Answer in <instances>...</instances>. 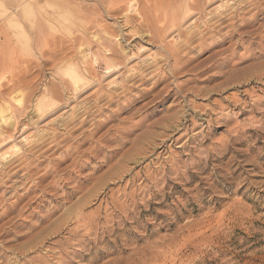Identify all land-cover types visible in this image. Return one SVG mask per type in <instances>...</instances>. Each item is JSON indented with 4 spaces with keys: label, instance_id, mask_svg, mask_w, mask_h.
Returning a JSON list of instances; mask_svg holds the SVG:
<instances>
[{
    "label": "rangeland",
    "instance_id": "374dc122",
    "mask_svg": "<svg viewBox=\"0 0 264 264\" xmlns=\"http://www.w3.org/2000/svg\"><path fill=\"white\" fill-rule=\"evenodd\" d=\"M180 3L0 0V264H264V10Z\"/></svg>",
    "mask_w": 264,
    "mask_h": 264
},
{
    "label": "bare ground",
    "instance_id": "6f19581e",
    "mask_svg": "<svg viewBox=\"0 0 264 264\" xmlns=\"http://www.w3.org/2000/svg\"><path fill=\"white\" fill-rule=\"evenodd\" d=\"M168 1L169 3L172 1V0H166ZM173 1H178V0H173ZM214 0H181V3H180V6L178 8H176L175 10L172 9V6L171 7H168V8H171V17H175L173 21L177 20L179 21L183 16L187 15V14H190L191 13H197L200 18H206L205 21H203L205 23V26L204 27V31L206 30V32H203V27L199 30V31H196L195 34H199L201 33V36L199 37L201 43H200V46L198 48V52H203V51H206V50H209V48L211 46H215V45H218V43L224 39L225 37V33L224 34H219L221 29L223 28L224 24L230 19H236V21L234 22V24H232V29L226 33H228L226 36L228 37H233L235 35H239V42L242 40L243 38V33H241V30L244 29V27L247 26V24L249 23V21L254 18L258 13H261L263 10H264V4L262 3L263 1L262 0H237L236 2L232 3L230 6H227L225 4H222L220 6H217L216 8H214L213 11H210V12H206L205 11V6L207 4H210L212 3ZM216 1V0H215ZM127 4V3H126ZM135 5L136 3H134L133 1H131L130 3H128L127 7L125 8L126 9V12L129 11V12H133L135 11ZM120 7V6H119ZM117 7V8H119ZM167 8V7H166ZM165 8V9H166ZM121 9V7H120ZM210 9V8H209ZM154 10V9H153ZM152 10V11H153ZM163 11V9H162ZM124 13V12H123ZM162 13V12H161ZM170 16V15H169ZM171 20V21H172ZM138 25L144 27V18L143 17H139L138 19ZM196 22V21H195ZM173 23H176V22H173ZM181 23V21H180ZM146 25V24H145ZM148 25V24H147ZM179 25V24H178ZM228 25V24H227ZM138 26V27H139ZM175 26V24H174ZM177 26V24H176ZM196 26V24H195ZM202 26V25H201ZM226 26V25H225ZM224 26V27H225ZM231 26V25H230ZM137 27V26H136ZM180 27V26H179ZM173 28V27H172ZM178 28V27H177ZM197 28V27H196ZM195 28V29H196ZM135 31V30H134ZM161 32V30L159 31ZM149 32H147L148 34ZM179 33V32H178ZM190 35H185L186 39V43L192 39L194 33H191V31L189 32ZM209 34V35H206V34ZM155 34V32H154ZM160 34V33H159ZM184 34V33H183ZM150 35V34H149ZM148 35V36H149ZM182 35V34H180ZM205 35L208 36L207 39H209V43L208 44H203V42H206L207 43V39L205 38ZM218 35V36H217ZM148 38H151V37H148ZM194 38V37H193ZM152 39V38H151ZM153 40V39H152ZM207 40V41H205ZM184 45V43H182ZM181 44V45H182ZM122 47V46H121ZM167 48V47H166ZM211 50V49H210ZM167 53H168V56L170 58H172L175 62L174 64L172 65L171 68H169V72L170 75H173L175 74L176 72H178L179 70H181L183 68V64L187 61L186 59L184 60V57L181 55L182 54V51H177L175 47H172V48H168L167 50ZM120 52V51H119ZM122 52H126V50L124 51V49L122 50ZM122 54V53H121ZM137 54V53H136ZM217 54V53H216ZM214 54V55H216ZM219 54V53H218ZM225 59V58H224ZM190 61V60H188ZM187 61V62H188ZM210 61V59L208 60ZM207 61V62H208ZM224 61V60H223ZM206 61L204 63L201 64V66H198L196 67V69L193 71V72H204L207 67H206ZM211 62V61H210ZM217 62V61H216ZM188 64V63H187ZM213 62H211V65L212 66ZM208 65V66H209ZM204 66V67H203ZM203 67V68H202ZM210 68V67H209ZM109 70V69H108ZM108 72V71H107ZM163 72V71H162ZM167 72V71H166ZM164 73V72H163ZM169 75V74H168ZM132 76V75H131ZM79 78V77H78ZM94 78V77H93ZM158 78V77H157ZM163 78L162 77H159L158 81H160L161 79ZM75 84V83H74ZM83 83L80 85H78L79 87L82 86ZM78 87V88H79ZM76 87L75 90L78 89ZM81 88V87H80ZM83 88V87H82ZM46 91V90H44ZM51 93V91H50ZM49 95V94H48ZM96 96V95H95ZM111 98V97H110ZM110 100V99H108ZM42 104V103H41ZM17 147V146H15ZM18 149V148H17ZM15 150V149H14ZM18 152V151H17ZM21 152V151H20ZM2 158L6 157L4 154L1 155ZM8 161V160H7ZM8 163V162H7ZM6 163V164H7ZM7 166V165H6ZM7 176L10 177L9 173L6 172L5 173ZM10 174H14V173H10ZM3 176V175H2ZM4 177V176H3ZM2 179V178H1ZM6 180V179H5ZM11 206V205H10ZM25 207V206H24ZM1 215V214H0Z\"/></svg>",
    "mask_w": 264,
    "mask_h": 264
}]
</instances>
